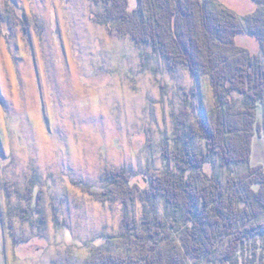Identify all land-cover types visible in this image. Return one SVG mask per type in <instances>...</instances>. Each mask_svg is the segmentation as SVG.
<instances>
[{"label":"rangeland","instance_id":"rangeland-1","mask_svg":"<svg viewBox=\"0 0 264 264\" xmlns=\"http://www.w3.org/2000/svg\"><path fill=\"white\" fill-rule=\"evenodd\" d=\"M215 1L242 15L259 7ZM102 9L94 0H0V264H143L169 246L142 227L147 215L165 213L152 180L175 169L164 157L174 147V113L189 97L193 118L210 123L215 95L204 72L172 66L150 45L97 23ZM237 44L264 61L256 37ZM231 97L240 109L245 97ZM257 124L264 127V99ZM214 159L207 170L225 178L264 167V129L249 163L222 169ZM117 170L131 186L110 177ZM174 254L182 264L183 253Z\"/></svg>","mask_w":264,"mask_h":264},{"label":"trees","instance_id":"trees-1","mask_svg":"<svg viewBox=\"0 0 264 264\" xmlns=\"http://www.w3.org/2000/svg\"><path fill=\"white\" fill-rule=\"evenodd\" d=\"M254 1L259 7L242 15L215 0H137L134 9L130 0H94L103 7L97 23L139 45H150L172 66L204 72L216 100L210 123L203 116L193 118L189 97L174 113V147H165L164 157L174 161L175 169L154 177L151 187L164 201V217L157 219L153 208L156 219L147 215L142 225L152 233H145L149 240L160 233L169 246L165 254L150 253L143 264H176V248L184 255L182 264L189 257L210 264H264V221L259 220L264 215V167L226 178L207 170L215 157L222 169L249 163L257 127L259 132L264 129L257 124V108L264 99V61L260 53L237 44L239 36L250 34L264 48V0ZM234 92L245 97L238 110ZM195 140L203 141L202 148L195 147ZM110 177L131 186L124 171H112ZM147 194L141 192L145 202ZM130 198L134 200L132 194ZM124 222L128 225L129 218ZM111 263L121 264L117 259Z\"/></svg>","mask_w":264,"mask_h":264}]
</instances>
